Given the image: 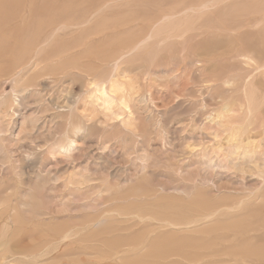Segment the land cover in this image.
Masks as SVG:
<instances>
[{
    "label": "rangeland",
    "instance_id": "obj_1",
    "mask_svg": "<svg viewBox=\"0 0 264 264\" xmlns=\"http://www.w3.org/2000/svg\"><path fill=\"white\" fill-rule=\"evenodd\" d=\"M0 264H264V0H0Z\"/></svg>",
    "mask_w": 264,
    "mask_h": 264
},
{
    "label": "bare ground",
    "instance_id": "obj_2",
    "mask_svg": "<svg viewBox=\"0 0 264 264\" xmlns=\"http://www.w3.org/2000/svg\"><path fill=\"white\" fill-rule=\"evenodd\" d=\"M47 43V40H45L43 43H41V44H43L42 46L44 47L45 46V44ZM40 44V45H41ZM43 47H41L40 48V52L41 51H43L42 49H43ZM36 66V65H35ZM113 89H114V87H113ZM113 92V91H112ZM105 94V92H103V95ZM12 102V101H11ZM5 104H8L7 102H5ZM11 107H13V105L11 104ZM15 108V107H14ZM69 148H71V145H70V147ZM161 236V233H156L155 234V239H151V238H148L147 240H145V242L141 245H138V246H130V247H132V248H130V250H129V252H133V251H136L137 249L139 250L141 247L143 248V245H145V248L147 249L148 248V254L151 256V257H154L155 256V259L157 260V258H159V255H160V252H164V251H166V252H164L163 254H167V253H174V249L170 246V245H168V244H163L162 242L164 241V239L162 238V236ZM160 237V238H159ZM217 243V241H213V240H211L210 241V244H212L213 245V247H217L218 246V244H216ZM210 244H207V245H210ZM202 248V247H201ZM141 250V249H140ZM143 250V249H142ZM210 254H212V255H214V251L213 252H211ZM210 254H207L208 256H203V255H201V254H198V253H195V254H193L194 256H186V255H184L183 257H182V259L184 260V261H186V262H193V261H202L203 259H205L206 257H209L210 256ZM171 256H173V257H175L176 255L175 254H172ZM212 257V256H211Z\"/></svg>",
    "mask_w": 264,
    "mask_h": 264
}]
</instances>
